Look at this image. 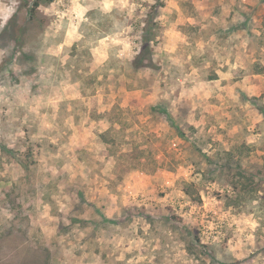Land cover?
<instances>
[{"label": "clouds", "instance_id": "9594fccd", "mask_svg": "<svg viewBox=\"0 0 264 264\" xmlns=\"http://www.w3.org/2000/svg\"><path fill=\"white\" fill-rule=\"evenodd\" d=\"M0 264H264V0H0Z\"/></svg>", "mask_w": 264, "mask_h": 264}]
</instances>
